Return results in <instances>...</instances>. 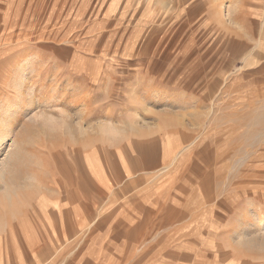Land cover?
<instances>
[{
    "label": "rangeland",
    "instance_id": "374dc122",
    "mask_svg": "<svg viewBox=\"0 0 264 264\" xmlns=\"http://www.w3.org/2000/svg\"><path fill=\"white\" fill-rule=\"evenodd\" d=\"M27 73L31 97L11 89ZM8 99L22 108L4 150L19 147L11 200L0 186L2 260L90 237L105 198L80 197L86 153L111 168L155 140L158 224L131 245L106 228L114 260L100 264H264V0H0Z\"/></svg>",
    "mask_w": 264,
    "mask_h": 264
},
{
    "label": "crops",
    "instance_id": "0c3cea01",
    "mask_svg": "<svg viewBox=\"0 0 264 264\" xmlns=\"http://www.w3.org/2000/svg\"><path fill=\"white\" fill-rule=\"evenodd\" d=\"M156 144L155 140L148 144L135 143L136 150L142 147L152 150L143 148L144 151L142 149L136 151L134 156L123 149L118 152L117 160L111 168L108 167L109 163H105L100 157L98 153L100 148L88 151L84 157L87 188L85 192L83 189L79 191L82 193L80 197L84 199L89 197L87 190L91 186L95 194L105 198L100 206H91V203L86 200L88 206L95 209L94 213L99 215L105 213L103 216L95 215L91 222H88L90 237L71 240L69 245L54 242L55 247L52 252L42 250V252L34 253L33 248L26 246V249L20 250L19 255H13L15 260H10V262L2 260L0 254V264H100L113 261L115 242L113 236L111 237L110 229H106L109 227L122 228V231L120 230L122 244L131 245L138 242L129 237L135 232L137 235L141 231L139 228L145 225L158 224L160 208L158 189L166 187L161 181L163 177L161 178L158 173L160 172L157 168L158 156L156 155L158 154L152 148ZM116 196L117 205H110ZM118 213H120L119 220L113 222L112 217ZM159 237L160 234L146 236V241L155 244L159 242ZM49 260L52 263H49Z\"/></svg>",
    "mask_w": 264,
    "mask_h": 264
},
{
    "label": "bare ground",
    "instance_id": "6f19581e",
    "mask_svg": "<svg viewBox=\"0 0 264 264\" xmlns=\"http://www.w3.org/2000/svg\"><path fill=\"white\" fill-rule=\"evenodd\" d=\"M29 77L30 75H28V73L23 74L22 78L15 81L11 87L12 92H16L18 94L21 93L26 87L29 81ZM26 89L28 90L29 96L31 97V95L33 94V87L30 88L28 86L26 87ZM14 104H17L16 108L18 111L22 108L20 105H18V103H14ZM14 108L15 105H13L11 99H8L0 104V186L3 188L4 197L2 198H7L8 200H11L15 195L14 190L12 189L15 187L11 188V185L8 182V177H6V174L8 173L9 170H11L10 168L12 167L14 168V165L18 161L16 160V158L18 156L17 153L19 151L18 149L19 147L17 146L18 144L16 145V142H13L14 145L10 144V147L13 146L12 151L6 155L4 154L5 147L8 146V141L11 138L10 136L14 133V129H15V128L13 129V127L10 124V120L12 118L11 116H13L12 112L16 111V109ZM18 111L16 112L18 113ZM259 221L260 222L256 224L255 230H261L264 227V221L262 220Z\"/></svg>",
    "mask_w": 264,
    "mask_h": 264
}]
</instances>
